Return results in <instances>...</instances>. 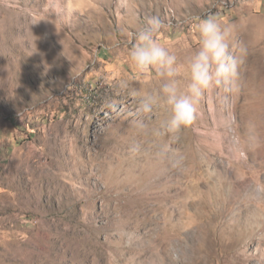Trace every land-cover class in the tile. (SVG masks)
<instances>
[{
  "label": "rangeland",
  "instance_id": "1",
  "mask_svg": "<svg viewBox=\"0 0 264 264\" xmlns=\"http://www.w3.org/2000/svg\"><path fill=\"white\" fill-rule=\"evenodd\" d=\"M150 16L185 69L210 16L242 60L174 136L133 127ZM0 264H264V0H0Z\"/></svg>",
  "mask_w": 264,
  "mask_h": 264
},
{
  "label": "clouds",
  "instance_id": "2",
  "mask_svg": "<svg viewBox=\"0 0 264 264\" xmlns=\"http://www.w3.org/2000/svg\"><path fill=\"white\" fill-rule=\"evenodd\" d=\"M195 27L199 47L188 58L186 69L175 53L157 39L158 33L165 28L158 16L147 18L145 24L133 34L136 43L130 51L132 64L140 72L154 70L163 80L155 91L141 94L133 90L130 93L138 99L137 114L140 118L134 121L133 127L139 134L174 136L195 122L199 103L210 89H222L226 94L225 99L227 94L237 90L242 60L230 49V30L211 16L200 20ZM185 70L188 82L182 88L180 77ZM161 104L166 106L168 114L165 119L150 126L146 118ZM158 154L168 156V146L160 145ZM179 164L180 158H176L174 166Z\"/></svg>",
  "mask_w": 264,
  "mask_h": 264
},
{
  "label": "bare ground",
  "instance_id": "3",
  "mask_svg": "<svg viewBox=\"0 0 264 264\" xmlns=\"http://www.w3.org/2000/svg\"><path fill=\"white\" fill-rule=\"evenodd\" d=\"M23 18V17H22ZM24 20V19H23ZM22 22V21H21ZM50 24H44V29L47 31V30H50V26H49ZM54 36H55V38L57 39V40H60V30H58V33L57 34H55V32H54ZM53 37V36H52ZM45 38V37H44ZM51 38V37H50ZM47 39V40H51V39ZM42 39V38H41ZM46 40V39H45ZM40 41V40H39ZM54 43H55V41L56 40H54V38H53V40H52ZM50 42V41H49ZM52 43V42H51ZM33 45H35V44H33ZM51 46H52V44H50ZM43 49H44V47H43ZM48 50V49H47ZM43 51V50H42ZM43 52H45L46 53V51H43ZM42 55V54H41ZM44 58V57H43Z\"/></svg>",
  "mask_w": 264,
  "mask_h": 264
}]
</instances>
